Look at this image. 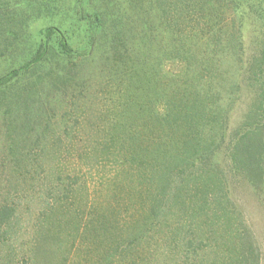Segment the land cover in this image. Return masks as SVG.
<instances>
[{
    "label": "rangeland",
    "instance_id": "obj_1",
    "mask_svg": "<svg viewBox=\"0 0 264 264\" xmlns=\"http://www.w3.org/2000/svg\"><path fill=\"white\" fill-rule=\"evenodd\" d=\"M40 1L0 0V77H15L0 92V264H231L240 224L264 264V194L232 172L227 142L214 147L222 186H210L221 203L197 204L193 182L173 176L149 212V180L181 154L169 142L200 121L195 101L223 115L227 135L255 101L245 71L258 28L240 47L236 21L252 0H105L75 19L76 0L51 1L64 27L87 30L73 27L71 56L16 76L56 25L50 12L34 19Z\"/></svg>",
    "mask_w": 264,
    "mask_h": 264
},
{
    "label": "trees",
    "instance_id": "obj_2",
    "mask_svg": "<svg viewBox=\"0 0 264 264\" xmlns=\"http://www.w3.org/2000/svg\"><path fill=\"white\" fill-rule=\"evenodd\" d=\"M51 1L55 2V0L40 1L44 3V5L34 19H40L42 16L48 17L50 15L49 18L56 20V25L53 24L41 31V36L35 41L28 56L29 60L21 66V71L23 72L18 73L16 76L19 74L24 75L26 72L29 73L31 68L35 69L40 67L43 61L49 63L50 58L56 54L71 56L72 53L75 52L71 47L74 38L73 27L77 28V30L82 33H85L87 30L84 24L78 21L73 24H67V27H64L66 13H51ZM104 1L105 0L74 1L75 5L72 9V18L75 19L77 16L80 17L84 15L85 9L96 4H102ZM45 7L51 8L48 9ZM243 7L247 10L248 14L239 12ZM100 8L102 10V6ZM236 14H238V19H236V21L239 22V28L237 29L239 36L237 40L240 42V47L243 46L246 26L252 24L253 27L256 26L258 28V30H256V38H258L257 51L251 56L252 60L246 68L247 71H245V74H249V81L251 83H249L248 86L254 90L255 101L244 115L241 125L230 135H227L223 127L221 119L223 115L221 113H213L212 110L206 106V102H202V99H204L202 97H199V99L195 101L193 107H191L192 112L188 114L189 118L195 119L197 117L200 120L199 123L193 122V124H189L187 131L175 135L169 142V148H176L177 151L181 153L175 157L171 156L169 165L170 168L174 166V169L178 170V173L176 171L175 174L168 176L169 167H167V163L169 161L165 158L160 162V170H157L158 175L154 176L152 180H149L151 183L148 184L151 188L150 204H152L149 207L150 213H155L157 205L168 196V190L171 188L173 176H185L186 180L193 182L195 185L193 188L194 195L190 196V199H193L197 204L200 203L206 206L210 203V198H212L215 203H221L223 199L220 198L219 195H216L218 192H212L210 186L216 188L222 186L223 179L218 177V167L214 162L216 157L214 147H218L220 150V148H222L221 144L224 142H227L226 150L231 163L232 172L243 177L258 190V193L264 194V0L246 1L245 4L238 2ZM101 15H103V11L101 14L97 12L92 14L91 18H94L96 24L93 23L90 25L91 27H89V32L87 33V36L90 37L89 40L93 39L92 35L97 32L96 30H104L103 17ZM103 16L105 17V13ZM56 17L58 18L56 19ZM10 20L13 19L11 18ZM1 26L2 22L0 21V27ZM256 42L257 40H255V42L253 40L252 45ZM89 45L91 46V44ZM9 75L10 73H7L0 77V92H3L2 86L14 80L15 77L10 78ZM1 96L2 93L0 95V101ZM200 115H202V117ZM202 120H204V122ZM11 123L15 125L14 119ZM218 128L220 132L216 134L215 130ZM184 190V187H179L175 199L179 198ZM224 202L227 205L230 203L227 198ZM196 208L198 207L196 206ZM6 214L7 212L5 209L0 210V217H2V219L7 218L8 215ZM231 231V234H234L233 230ZM236 238L237 242H235L234 245L238 255L233 258L231 264H259L257 254L254 253L257 249L255 248L253 237H251V233L245 225H238Z\"/></svg>",
    "mask_w": 264,
    "mask_h": 264
}]
</instances>
